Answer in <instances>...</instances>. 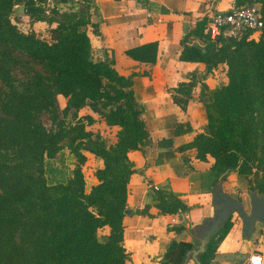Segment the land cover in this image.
<instances>
[{
    "label": "trees",
    "instance_id": "obj_1",
    "mask_svg": "<svg viewBox=\"0 0 264 264\" xmlns=\"http://www.w3.org/2000/svg\"><path fill=\"white\" fill-rule=\"evenodd\" d=\"M42 1L0 0V264H125L123 219L130 209L128 183L135 172L128 153L142 150L149 141L144 110L134 97L133 76L118 73L107 57L96 60L92 55L90 34L101 33L91 18V0H82L83 16L73 19L50 8L61 16L47 20L56 21L50 40L34 31H20L12 23L10 14L17 4L30 19L46 21L49 9ZM234 2L259 4L263 27L257 40L246 36L212 40L204 32L206 17L181 39L180 60L202 62L207 72L221 63L227 66L226 83L203 101L204 130L181 148H194L201 161L213 158V185L231 172L251 174L254 181L248 189L264 194V0ZM93 9L95 14L96 6ZM156 51L157 43L151 42L126 54L154 62ZM23 60L31 65L21 80L14 70ZM190 86L181 83L177 91L185 93ZM58 95L66 98L61 111ZM84 107L91 113L78 116ZM42 114L48 115L50 128L41 122ZM95 117L119 127L114 143L87 128ZM183 131L190 128L178 124L174 132ZM62 143L75 162L63 182L49 183L46 162L56 157ZM85 151L103 162L94 171L97 183L89 191L82 171ZM151 196L157 214L182 216L189 210L171 191L153 188ZM149 207L131 212L150 215ZM231 227L230 217L199 256L202 264H208L206 258ZM171 228L179 231L183 226ZM104 229L107 232L100 234ZM193 247L191 242L172 240L161 263L184 264Z\"/></svg>",
    "mask_w": 264,
    "mask_h": 264
},
{
    "label": "crops",
    "instance_id": "obj_2",
    "mask_svg": "<svg viewBox=\"0 0 264 264\" xmlns=\"http://www.w3.org/2000/svg\"><path fill=\"white\" fill-rule=\"evenodd\" d=\"M91 0L96 6L92 20L98 22L100 36L90 34L94 59L108 58L118 73L133 76L135 100L143 107V118L149 141L142 150L128 153L135 172L130 176L127 204L130 208L123 224V243L127 252L125 264H162L161 260L172 240L191 242L197 247L194 227L213 212L214 176L210 171L213 158H196L194 148L182 149L193 136L202 132L207 123L203 107L216 87L225 84L226 64L206 71L202 62L182 61V37L195 27L196 21L225 11L234 0ZM147 2L146 8L142 3ZM257 40L259 34L253 35ZM156 42L154 62L140 61L126 54L127 50ZM191 86L187 92L177 91L179 84ZM87 108V107H86ZM84 111V110H83ZM82 111V112H83ZM81 113V112H80ZM84 114H90L87 108ZM82 115V114H80ZM87 128L100 132L108 141H116L118 126H107L95 117ZM178 124L190 131L176 134ZM86 163L96 166L85 177L86 191L97 183L94 171L103 166L102 159L87 151ZM84 173V169L82 168ZM223 189L240 198L248 209L249 189L242 174L231 172L221 181ZM168 190L179 196L189 207L182 216L157 214L153 206L152 189ZM149 204L148 214L131 210ZM232 227L216 250L206 258L208 264H243L245 258L257 251L264 257V229L258 226L249 238L242 232L240 218L233 214ZM182 225V230L171 226ZM103 233L107 229L102 230ZM100 233V232H99ZM184 264H195L190 258Z\"/></svg>",
    "mask_w": 264,
    "mask_h": 264
},
{
    "label": "rangeland",
    "instance_id": "obj_3",
    "mask_svg": "<svg viewBox=\"0 0 264 264\" xmlns=\"http://www.w3.org/2000/svg\"><path fill=\"white\" fill-rule=\"evenodd\" d=\"M84 2L82 0H69L67 3H58L56 0H44L41 2L43 7L45 9H49V11H46V21L42 20H33L30 19L28 15H26L23 5L22 4H17L14 6L10 17L12 23H14L17 28L20 31L23 32H29V31H34L38 36L41 38H44L46 40H50V28L55 27V22L54 21L52 24H48L47 20L52 19V20H58L61 18L60 15L53 14L50 12V8L52 9L53 7L57 8L59 13L66 12L67 17L70 19L76 18L78 16H83V13L80 12V8ZM91 7V13L94 14V9H93V3L91 2L89 4ZM24 59H27L26 57H23ZM26 60H23V63L20 67L14 70V74L19 78L23 79L25 76L26 72L29 70V62L26 64ZM35 68L38 70H41V67L39 65H35ZM66 103V98L58 95L57 97V104L59 107V111L65 106ZM87 110L86 107L82 108L77 112L78 116L80 114H84L83 112ZM83 111V112H82ZM81 112V113H80ZM0 116H3V114L0 112ZM71 117H68V119ZM41 122L47 127H51V121L48 118L47 114H42L40 116ZM75 162V158L73 155L70 154L68 148L66 147L65 143H62L60 151L57 153L56 157L49 159L46 162L45 166V177L49 183H57V182H63L71 173V170L73 168ZM96 166L94 161H91L89 163H86L83 165L84 169V174L85 177L88 180V177L90 176V170ZM244 178L247 179V185L249 186L250 182L254 181V176L249 174H242ZM249 188V187H248ZM247 188V189H248ZM232 217V216H231ZM100 234H103V231H100Z\"/></svg>",
    "mask_w": 264,
    "mask_h": 264
},
{
    "label": "water",
    "instance_id": "obj_4",
    "mask_svg": "<svg viewBox=\"0 0 264 264\" xmlns=\"http://www.w3.org/2000/svg\"><path fill=\"white\" fill-rule=\"evenodd\" d=\"M221 177L219 176L212 191L213 212L194 227L197 247L186 252L184 262L191 258L195 264H202L199 256L205 252L211 238L225 225L227 219L233 214H236L240 218L245 238H249L258 229V226L264 229V194L259 193L258 190H248L247 209L245 203L240 198L231 195L223 189Z\"/></svg>",
    "mask_w": 264,
    "mask_h": 264
},
{
    "label": "built area",
    "instance_id": "obj_5",
    "mask_svg": "<svg viewBox=\"0 0 264 264\" xmlns=\"http://www.w3.org/2000/svg\"><path fill=\"white\" fill-rule=\"evenodd\" d=\"M262 27L263 21L258 3L242 5L233 3L229 9L211 14L204 32L212 40L218 38L239 40L244 36L254 38L253 35L259 34ZM243 264H264V257L254 251L245 258Z\"/></svg>",
    "mask_w": 264,
    "mask_h": 264
}]
</instances>
